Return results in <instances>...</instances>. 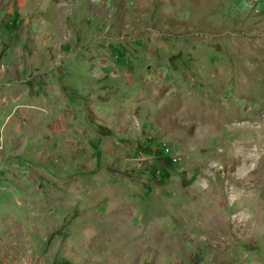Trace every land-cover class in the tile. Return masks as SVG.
<instances>
[{"label": "rangeland", "instance_id": "rangeland-1", "mask_svg": "<svg viewBox=\"0 0 264 264\" xmlns=\"http://www.w3.org/2000/svg\"><path fill=\"white\" fill-rule=\"evenodd\" d=\"M0 264H264V0H0Z\"/></svg>", "mask_w": 264, "mask_h": 264}, {"label": "built area", "instance_id": "built-area-1", "mask_svg": "<svg viewBox=\"0 0 264 264\" xmlns=\"http://www.w3.org/2000/svg\"><path fill=\"white\" fill-rule=\"evenodd\" d=\"M165 152H166V155H168L170 159L173 161V163L178 162V158L176 156H173L172 154H170L168 150H165Z\"/></svg>", "mask_w": 264, "mask_h": 264}]
</instances>
